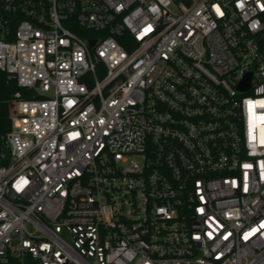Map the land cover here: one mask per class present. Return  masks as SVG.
I'll return each mask as SVG.
<instances>
[{"label":"built area","instance_id":"built-area-1","mask_svg":"<svg viewBox=\"0 0 264 264\" xmlns=\"http://www.w3.org/2000/svg\"><path fill=\"white\" fill-rule=\"evenodd\" d=\"M0 264H264V0H0Z\"/></svg>","mask_w":264,"mask_h":264},{"label":"trees","instance_id":"trees-1","mask_svg":"<svg viewBox=\"0 0 264 264\" xmlns=\"http://www.w3.org/2000/svg\"><path fill=\"white\" fill-rule=\"evenodd\" d=\"M118 41L123 45V42L121 40L118 39ZM8 98H9L8 93L1 96V100H3V101L8 99Z\"/></svg>","mask_w":264,"mask_h":264},{"label":"water","instance_id":"water-1","mask_svg":"<svg viewBox=\"0 0 264 264\" xmlns=\"http://www.w3.org/2000/svg\"><path fill=\"white\" fill-rule=\"evenodd\" d=\"M93 44H94V41H90V42H89L90 47L93 46ZM248 77H249V76H246V80H245V82H244V83H245L244 86H246V84H247Z\"/></svg>","mask_w":264,"mask_h":264}]
</instances>
